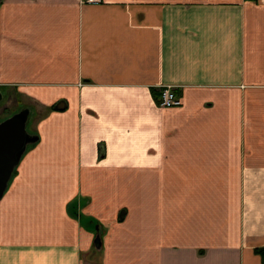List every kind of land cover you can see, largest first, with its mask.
Listing matches in <instances>:
<instances>
[{"label": "crops", "instance_id": "crops-1", "mask_svg": "<svg viewBox=\"0 0 264 264\" xmlns=\"http://www.w3.org/2000/svg\"><path fill=\"white\" fill-rule=\"evenodd\" d=\"M25 108L0 264H264V0H1L0 121Z\"/></svg>", "mask_w": 264, "mask_h": 264}, {"label": "water", "instance_id": "water-1", "mask_svg": "<svg viewBox=\"0 0 264 264\" xmlns=\"http://www.w3.org/2000/svg\"><path fill=\"white\" fill-rule=\"evenodd\" d=\"M29 114L30 110L25 108L0 121V199L8 189L27 146L38 140L37 135L28 132ZM101 247L102 238L97 235L95 248L101 249Z\"/></svg>", "mask_w": 264, "mask_h": 264}, {"label": "trees", "instance_id": "trees-1", "mask_svg": "<svg viewBox=\"0 0 264 264\" xmlns=\"http://www.w3.org/2000/svg\"><path fill=\"white\" fill-rule=\"evenodd\" d=\"M16 172H17V167L14 171L13 176L16 174ZM12 179H13V177H12ZM69 211H70V213H72L74 215H78L80 217V221L82 222V224L85 227H88L89 229L91 228L92 230H94L96 233V237H97V235H100L101 238L103 239V236L105 234V230L102 227H100L99 222L97 220L93 219L92 217H87V216L78 212V201H74L69 205ZM93 250L100 253L102 250V247H101V249H97L94 246ZM255 251H256V253H258L262 257V261L264 262V246L256 248Z\"/></svg>", "mask_w": 264, "mask_h": 264}, {"label": "built area", "instance_id": "built-area-1", "mask_svg": "<svg viewBox=\"0 0 264 264\" xmlns=\"http://www.w3.org/2000/svg\"><path fill=\"white\" fill-rule=\"evenodd\" d=\"M89 2H101L102 0H85ZM159 105L162 107H176L182 104L176 85H162L159 87Z\"/></svg>", "mask_w": 264, "mask_h": 264}, {"label": "rangeland", "instance_id": "rangeland-1", "mask_svg": "<svg viewBox=\"0 0 264 264\" xmlns=\"http://www.w3.org/2000/svg\"><path fill=\"white\" fill-rule=\"evenodd\" d=\"M15 114V113H14ZM28 128H29V126H28Z\"/></svg>", "mask_w": 264, "mask_h": 264}]
</instances>
